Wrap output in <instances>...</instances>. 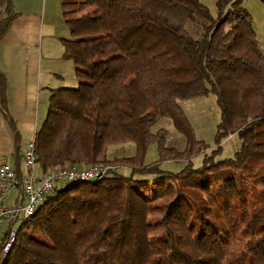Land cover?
I'll use <instances>...</instances> for the list:
<instances>
[{
	"label": "trees",
	"instance_id": "obj_1",
	"mask_svg": "<svg viewBox=\"0 0 264 264\" xmlns=\"http://www.w3.org/2000/svg\"><path fill=\"white\" fill-rule=\"evenodd\" d=\"M63 57L76 87L52 90L35 135L37 167L111 165L112 175L67 182L24 219L0 264H264V52L243 0H62ZM0 0V41L18 16ZM212 22L199 39L186 23ZM79 80V79H78ZM7 79L0 70V105ZM213 93L216 146L199 139L180 101ZM169 117L185 137L178 149ZM239 136L233 155L223 142ZM133 142L132 156L108 158ZM159 158L147 164L151 145ZM201 156L198 164L196 158ZM163 161L184 162L179 171Z\"/></svg>",
	"mask_w": 264,
	"mask_h": 264
},
{
	"label": "crops",
	"instance_id": "obj_2",
	"mask_svg": "<svg viewBox=\"0 0 264 264\" xmlns=\"http://www.w3.org/2000/svg\"><path fill=\"white\" fill-rule=\"evenodd\" d=\"M61 3L62 0H14L19 14L0 41V70L7 79V101L5 107L0 105V163L7 160L6 157H11L12 161H7L19 171L25 170L22 155L26 145L34 141L37 130L47 116L41 114L43 92L46 90L51 96L56 88L53 85H57L56 79L60 80L59 83H67L66 77L70 78L69 81H78L75 65L63 57L62 38L66 36L59 30L65 23ZM255 31L264 52L257 29ZM44 62L47 68L45 73L42 71ZM59 85L62 86L57 88L66 86ZM10 126L13 136L8 131ZM42 172L36 167V174ZM61 185L58 184V187ZM19 193V188H14L9 204L16 202ZM4 232H0V246Z\"/></svg>",
	"mask_w": 264,
	"mask_h": 264
},
{
	"label": "rangeland",
	"instance_id": "obj_3",
	"mask_svg": "<svg viewBox=\"0 0 264 264\" xmlns=\"http://www.w3.org/2000/svg\"><path fill=\"white\" fill-rule=\"evenodd\" d=\"M203 1L209 7L212 17L213 18L218 17V8H219L218 0H203ZM243 5L246 6L250 10V12L252 11L251 14L253 13L252 14L253 23L257 29L258 38L260 39L261 47L264 50V0H243ZM211 22L212 19L197 14L194 19H190L187 21L186 28L188 29L189 32H191L193 37L199 39L203 36L205 27L209 25ZM59 30L61 31V34H65L63 35L66 36L65 38L71 37L70 31L65 23H63L60 26ZM46 70L47 68H45V62H44V64H42V71L45 73ZM76 76L78 77L79 80L78 81L75 80L76 83H73V85H69V84L75 81H69L70 78L66 77L67 83H59L60 80L55 78L57 85H53V86L57 88L58 86H62L59 84H66V86L76 87L79 85L80 82L79 76L77 74ZM43 95L44 96L42 97L43 99H45V101L43 99L41 101V114H43V116H46L48 113L50 93L45 90V92H43ZM180 103L184 112L186 113L189 120L193 124L198 138L208 143L211 148H215L217 125L219 124L221 119V111L218 106L216 96L213 93H210L208 95L182 100L180 101ZM151 129L152 131H157L159 129H166L168 131L167 145L174 146L178 149L184 147L185 137L181 133H179L178 130L175 128L173 124V120L171 118L163 117L158 119L152 125ZM8 131L13 136V131L11 126L8 128ZM33 131L34 129L32 130V135L34 133ZM240 142L241 140L237 135L234 136L233 138L230 137L229 139H227V141L223 142V151H224L223 157L233 155L235 148L240 144ZM1 143H2V136L0 133V145ZM135 152H136L135 143L126 142V143L111 145L108 148L107 155L108 158L112 159L115 157L132 156L135 154ZM12 158H14V156H12ZM158 158L159 155H158L157 144H153L148 149V153L146 156V163L147 164L154 163L158 160ZM5 159L12 161L11 157L10 158L6 157ZM201 160H202L201 156L197 157L196 163L199 164ZM161 165L165 170L179 171L185 166V163L174 162V161H163ZM20 224L21 221H19L15 227L18 228Z\"/></svg>",
	"mask_w": 264,
	"mask_h": 264
},
{
	"label": "built area",
	"instance_id": "obj_4",
	"mask_svg": "<svg viewBox=\"0 0 264 264\" xmlns=\"http://www.w3.org/2000/svg\"><path fill=\"white\" fill-rule=\"evenodd\" d=\"M22 162L25 170L21 171L7 160L0 163V232L5 230L1 243L3 257L11 250L16 239V224L32 216L44 199L56 190L58 184L110 177L113 168L103 164H82L36 174L37 154L34 141L26 145ZM14 188H19L20 193L16 202L11 205L8 200Z\"/></svg>",
	"mask_w": 264,
	"mask_h": 264
}]
</instances>
